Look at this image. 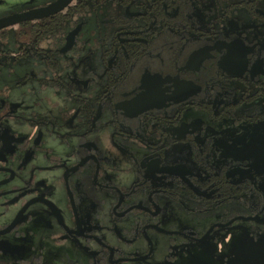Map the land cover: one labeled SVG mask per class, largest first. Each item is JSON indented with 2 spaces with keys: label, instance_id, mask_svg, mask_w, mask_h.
I'll list each match as a JSON object with an SVG mask.
<instances>
[{
  "label": "rangeland",
  "instance_id": "1",
  "mask_svg": "<svg viewBox=\"0 0 264 264\" xmlns=\"http://www.w3.org/2000/svg\"><path fill=\"white\" fill-rule=\"evenodd\" d=\"M53 1L0 0V19ZM222 7L226 15L217 26L233 30L235 38L214 43L212 48L225 51L220 67L229 74L247 71L264 75V59H261L264 58V0H223ZM100 10L103 9L84 17L79 37L57 48L53 56L52 53L48 55L49 51L38 49L32 40L23 42L25 35L17 34L19 25L8 27L7 34L0 36V230L13 220L23 203L22 198L34 195L47 198L59 207L64 204L62 168L79 159L73 154L79 141L93 148L102 163L99 182L110 180L111 185L125 190L137 179L136 161L141 160L143 149L131 146L116 133L111 110L100 108L97 101L105 76L100 47L95 39L97 27L103 26ZM231 22L235 25L229 26ZM210 52V48L192 52L186 67H197L199 59ZM249 61L252 64L247 68ZM86 104L90 107V116L82 115ZM255 111L261 116L254 121L235 119ZM232 114L233 117L212 121L205 110L188 106L181 123L171 134L178 136L188 130L204 129L202 137L209 135L215 140L213 150L205 158L216 163L247 161L250 167L243 176L250 180L259 195L250 197L259 198L264 207V95L238 106ZM69 178L71 184L73 175ZM96 193L102 201L101 206L85 197L79 212L91 219V226L95 227L99 238L97 242L119 245L126 255L144 253L146 239L133 240L134 234L127 231L129 229L122 231L121 227L130 225V217L113 219L110 216L109 205L115 195L104 188H98ZM162 203L165 209L161 207L158 222L161 227L191 234L194 241L148 229L146 234L153 240V254L145 261L121 264H157L159 261L161 264H264V213L242 210L241 214H247V218L226 225L222 223L223 218L233 212L228 205L212 206L204 215L192 209L185 198L176 202L163 198ZM43 205L41 201H34L21 222L28 213L34 214L33 223L45 221L41 215H35ZM22 230L27 232L21 225L17 230L0 235V243L5 241L14 246L18 237L16 231ZM40 236L32 235L34 244H38L35 247H38L36 254L40 260L37 263L32 258L28 264L63 263L77 257L87 262L90 256L86 249L75 251L71 238L55 245L46 235ZM81 242L92 251L99 247L95 241L84 239ZM24 254L23 259L32 256ZM231 254L235 256L233 260ZM227 258L231 262L226 261ZM215 260L220 262L215 263ZM91 263L102 264L98 257H93ZM0 264L23 263L16 261V255L0 251Z\"/></svg>",
  "mask_w": 264,
  "mask_h": 264
},
{
  "label": "flooded vegetation",
  "instance_id": "2",
  "mask_svg": "<svg viewBox=\"0 0 264 264\" xmlns=\"http://www.w3.org/2000/svg\"><path fill=\"white\" fill-rule=\"evenodd\" d=\"M66 8L60 12L65 11ZM124 8L125 13L131 16L143 13V9H139L141 7H136L134 10L130 4ZM223 9L221 6L220 10ZM201 10L199 8L195 9L194 14L198 23L202 27H206L208 18L204 16ZM56 14L38 20L49 19ZM80 23H77L68 31L61 47L66 44L68 35L73 33L75 29L76 32L73 34L71 41L76 40L81 27ZM38 24L46 25V22ZM234 25L232 23L229 26ZM234 35V31L228 27H220L218 34L213 35L209 43L194 48L188 53L184 64L178 67V73L172 76H165L158 72H148L143 69L136 87L131 91L122 92L121 96L113 101L112 106L103 107L100 104L103 100L101 98L102 84L100 94L97 96L100 108L111 110V122L115 126L116 133H120L131 146L138 147L140 151L143 149L142 154L140 152L141 160L136 161L137 179L125 190L111 185L110 180L99 182L97 179L100 175L102 163L98 161L93 148L79 141L73 153L79 156V159L75 164L63 166L62 168V182L65 188L64 204L59 207L46 198L53 203L58 214L48 202L34 200L44 203L43 207L36 210L38 214L35 215H41L45 221L40 224L33 223L32 216L34 214L28 213L24 216L25 221L21 222V217L34 201L30 202L22 211L16 225L9 231L17 230L22 225L23 228L26 227L27 232L23 230L22 232L16 231L18 235L16 244L13 246L11 243L3 241L0 243V251L9 253V255L12 254V256L16 255L18 263L25 256L24 253H31L32 256L27 259L30 261L38 256L36 254L38 247H35L38 244H34L32 240V235L35 234V236L46 235L55 245L60 240L71 238L74 242L72 247L75 251L86 249L90 252L87 262L84 258L77 257L76 259L70 258L67 262L52 264H92L93 257H98L102 264L145 261L153 254V240H150L146 234L148 229L165 233L168 236L175 234L178 237L181 236L194 241L191 234L169 231L163 229L158 223L161 207L165 209L164 203L160 204L163 198L175 202L185 198V200L190 201L191 208L194 210L209 208L210 211L212 206L228 205L233 212L230 216L223 218L222 223L226 225L234 220L247 218L244 217L248 216L247 214H241L240 211L242 210L251 209L253 213H264L261 200L259 198L253 200L250 197L251 195L258 197V191L254 189L253 185L251 186L250 180L243 176L250 167L247 161L226 160L216 163L211 161L210 158H205L213 150L215 140L214 137L209 135L202 137L203 133L205 134L204 129L188 130L179 133L178 136L171 134L173 129L181 123L182 115L188 106L205 110L210 120L217 121L224 117H233L232 111L238 106L264 95V75L261 72L250 74L244 71L241 74H229L220 67V61L225 51L223 48L212 47L217 40L231 41L235 38ZM31 40L38 49H44V52L49 51L48 55H51V41L42 38L36 39L35 37ZM208 48L211 49L210 54L200 58L197 67H186L192 52ZM252 62H247V68ZM257 66L258 64L255 65V67ZM191 85L193 89H191ZM86 110L83 107L82 115H86ZM161 112L162 117L160 116ZM152 113L153 116H150ZM140 115L142 116L139 117ZM260 116L255 111L243 113L235 119L236 121L244 119L251 122ZM130 119H135V121ZM71 174L73 175L72 185L69 178ZM219 185L230 186L232 192H229V188L222 193H217ZM98 188L109 190L115 195L114 201L109 205L110 216L113 219H127L130 217V225L128 228L121 227L122 231L125 232L129 229L127 231L134 234L131 236L134 237L133 240L145 238L147 248L144 253L126 255L119 245L113 246L101 240V242H97L99 238L94 232L95 227L91 226V219L81 216L79 206L82 199L86 197L100 207L102 201L98 199L96 193ZM22 194L20 193L21 197ZM134 194L137 197L134 198ZM221 195L223 197H220ZM35 197L37 196L33 195L27 199L22 198L23 203L17 213ZM203 203H205L204 206ZM30 221L32 223H29ZM9 224L3 226L1 230ZM84 239L99 243L98 249L92 251L81 242ZM133 240L131 239L130 242ZM172 241L174 242V240ZM40 244L42 245V243ZM21 254L24 255L20 256ZM161 263L162 261H159L157 264Z\"/></svg>",
  "mask_w": 264,
  "mask_h": 264
},
{
  "label": "trees",
  "instance_id": "3",
  "mask_svg": "<svg viewBox=\"0 0 264 264\" xmlns=\"http://www.w3.org/2000/svg\"><path fill=\"white\" fill-rule=\"evenodd\" d=\"M128 4L134 10L141 7L143 13L136 16L125 13L124 7ZM222 5L223 0H74L65 11L49 19L17 24L21 27L17 34L25 35L23 42L34 37L51 41L53 56L74 25L103 8L100 10L103 26L97 27L95 39L105 73L100 103L105 107L112 106L122 92L134 89L143 69L165 76L178 73V67L184 64L192 49L209 43L210 38L218 34L217 22L226 15L224 9L220 10ZM197 8L208 18L206 27L195 17ZM41 22L46 25L38 24ZM6 30L0 31L1 37L7 34ZM85 108V116H90V107L86 104ZM228 189L231 193L230 186L219 185L217 193ZM200 211L205 215L209 208ZM39 258H34L37 263ZM27 262V259H20V263Z\"/></svg>",
  "mask_w": 264,
  "mask_h": 264
},
{
  "label": "water",
  "instance_id": "4",
  "mask_svg": "<svg viewBox=\"0 0 264 264\" xmlns=\"http://www.w3.org/2000/svg\"><path fill=\"white\" fill-rule=\"evenodd\" d=\"M73 0H55L52 3L43 6V7H39V8H35V9H31L28 11H24V12H19V13H15L12 14L8 17L2 18L0 19V30L21 22H26V21H32V20H38V19H42V18H46L49 17L53 14H56L60 11H62L64 8H66ZM76 32V30L71 33L70 35H68L67 37V42L66 45L71 43V39L73 34ZM34 200H43L45 202H48L50 205H52L54 207L55 212L57 213V210L55 208V206L53 205L52 202L48 201L45 198L42 197H35L32 198V200H30L27 204H25L20 211L15 215V217L13 218V220L10 222V224L3 230H0V235L6 234L9 231H11L13 229V227L16 225L22 211L24 210V208L32 201ZM58 214V213H57ZM204 239V238H203Z\"/></svg>",
  "mask_w": 264,
  "mask_h": 264
},
{
  "label": "bare ground",
  "instance_id": "5",
  "mask_svg": "<svg viewBox=\"0 0 264 264\" xmlns=\"http://www.w3.org/2000/svg\"><path fill=\"white\" fill-rule=\"evenodd\" d=\"M246 217H247V216H246ZM251 220H252V219H251ZM243 238H244V237H243ZM241 241H242V240H241ZM242 242H243V241H242ZM245 242H246V241H245ZM242 244H243V243H242ZM240 246H241V245H240ZM234 250H235V249H234ZM239 251H241V250H239ZM232 252H233V251H232ZM233 253H234V252H233ZM234 254H235V253H234ZM214 255H215V253H214ZM231 255H232V254H231ZM231 255H230V256H231ZM235 255H236V254H235ZM232 256H234V255H232ZM222 257H224V256H222ZM236 257H237V256H236ZM234 258H235V256L232 257V260H233ZM237 258H238V257H237ZM222 260H224V259L222 258ZM222 260H221V261H222ZM227 260H230V259L227 258L226 261H227ZM215 261H217V260H215ZM218 262H220V260L217 261V262H215V263H218ZM230 262H231V260H230ZM190 264H191V263H190ZM220 264H221V263H220ZM222 264H223V263H222ZM226 264H227V263H226Z\"/></svg>",
  "mask_w": 264,
  "mask_h": 264
}]
</instances>
